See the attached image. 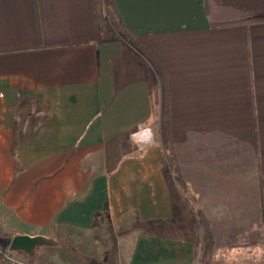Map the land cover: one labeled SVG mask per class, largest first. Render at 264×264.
Wrapping results in <instances>:
<instances>
[{"label":"crops","instance_id":"crops-1","mask_svg":"<svg viewBox=\"0 0 264 264\" xmlns=\"http://www.w3.org/2000/svg\"><path fill=\"white\" fill-rule=\"evenodd\" d=\"M116 3L142 49L104 40L94 0H0L4 252L196 264L209 231L215 258L264 261V0Z\"/></svg>","mask_w":264,"mask_h":264},{"label":"rangeland","instance_id":"rangeland-1","mask_svg":"<svg viewBox=\"0 0 264 264\" xmlns=\"http://www.w3.org/2000/svg\"><path fill=\"white\" fill-rule=\"evenodd\" d=\"M115 33L117 34V32H115ZM158 95H159V93L156 90L155 96H157L156 97V104L157 105H156L155 114L153 116V120L151 122V125L149 126V127H151L153 129V131L156 134L155 135V144L154 145H157V123L159 121L158 119H160V118L163 119V116H164V113L160 114V109L163 108V102L161 103L159 101L160 99L162 100L164 95L160 96V98L158 97ZM135 133H137V132H135ZM138 137L139 136H136L135 139L138 138ZM136 141H137V143H133V146H134V151L133 152L134 153L147 152V150L150 147H152V146H147L146 144H144V142L141 140L140 137L138 139H136ZM208 229H210V228H208ZM199 232H201V231H199ZM205 235H206V232L204 231V234L200 235L201 238H199V242L198 243L200 245L198 247L199 248V253H198V259H197L196 264H228L222 258H215V256H214L215 241H214L213 248H211V251H210L211 254L207 255L208 250L206 251L207 241L205 240ZM10 246L12 247V243L10 244ZM32 250H33V248H32ZM48 253H49L48 258H52L53 261L58 262L60 264H92V263H95V261H97V258H92L90 260L88 259V261H84V259L78 257L75 254H72L71 252H68L67 250H65L61 246L51 247L48 250ZM245 255H246L245 259H243L244 263H242V264H264V261H257V259H259L260 256L256 255V253H253L252 251L250 253L245 254ZM44 258L46 259L45 256H44Z\"/></svg>","mask_w":264,"mask_h":264},{"label":"trees","instance_id":"trees-1","mask_svg":"<svg viewBox=\"0 0 264 264\" xmlns=\"http://www.w3.org/2000/svg\"><path fill=\"white\" fill-rule=\"evenodd\" d=\"M95 8L97 12V18L104 34V40L112 41L118 39L121 36L124 40L131 43L138 49H142L143 45L139 41V36L127 25L125 24L119 9L117 7L116 0H94ZM207 1H206V9ZM117 32L118 34H116ZM160 82L162 92L164 94L168 93V81L164 74L160 75ZM205 240L207 241L206 251L211 254V248H213L214 241L212 235L207 231L205 235Z\"/></svg>","mask_w":264,"mask_h":264},{"label":"water","instance_id":"water-1","mask_svg":"<svg viewBox=\"0 0 264 264\" xmlns=\"http://www.w3.org/2000/svg\"><path fill=\"white\" fill-rule=\"evenodd\" d=\"M40 242H41V239H38V238H32L29 236L18 235L12 241V248L13 249H24L27 251H31L33 246L36 243H40Z\"/></svg>","mask_w":264,"mask_h":264},{"label":"clouds","instance_id":"clouds-1","mask_svg":"<svg viewBox=\"0 0 264 264\" xmlns=\"http://www.w3.org/2000/svg\"><path fill=\"white\" fill-rule=\"evenodd\" d=\"M155 132L151 127L144 128L142 131H139L135 134H133V137L131 138L133 143H137L135 137L139 136L141 140L146 144L147 146H153L155 144Z\"/></svg>","mask_w":264,"mask_h":264},{"label":"built area","instance_id":"built-area-1","mask_svg":"<svg viewBox=\"0 0 264 264\" xmlns=\"http://www.w3.org/2000/svg\"><path fill=\"white\" fill-rule=\"evenodd\" d=\"M0 255H3L5 257V260L11 264H30L24 260H21V259H18L16 257H13L11 255H8L7 253L4 252L1 245H0Z\"/></svg>","mask_w":264,"mask_h":264}]
</instances>
